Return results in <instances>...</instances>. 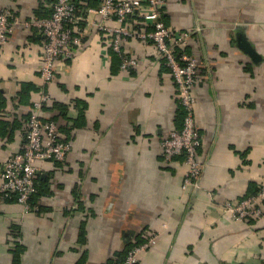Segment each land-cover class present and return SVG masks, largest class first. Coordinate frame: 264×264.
<instances>
[{
	"label": "crops",
	"instance_id": "1",
	"mask_svg": "<svg viewBox=\"0 0 264 264\" xmlns=\"http://www.w3.org/2000/svg\"><path fill=\"white\" fill-rule=\"evenodd\" d=\"M164 1V24L192 31L185 51L198 64V187L182 188L183 156L161 153L182 125L164 59L129 39L123 52L138 66L121 70L96 27L98 1L75 0L82 47L56 64L49 84L40 79L38 29L17 27L0 49V168L23 146L41 88L43 119L70 145L63 162L41 166L28 210L14 199L0 204V264H116L151 232L158 238L140 264H264V217L240 222L223 210L264 184V0ZM52 3L0 0V9L22 23L49 18Z\"/></svg>",
	"mask_w": 264,
	"mask_h": 264
},
{
	"label": "built area",
	"instance_id": "2",
	"mask_svg": "<svg viewBox=\"0 0 264 264\" xmlns=\"http://www.w3.org/2000/svg\"><path fill=\"white\" fill-rule=\"evenodd\" d=\"M97 1L98 6L94 10L98 17L96 27L110 36L112 51L121 59V70L138 66L137 59L124 55L123 45L129 39L152 44L170 70L184 117L181 128L171 130L161 141V153L166 161L183 156L186 172L182 188H197L204 164L197 155L201 136L194 118L196 97L193 89L197 83L198 64L185 51L192 31L173 30L164 24V0ZM135 20L142 22L144 28L135 29ZM79 22L75 0H53L49 18H33L22 23L9 10L0 9V49L17 27L38 29L42 37L39 74L44 87L52 81L56 64L72 60L82 47ZM41 89L28 114L23 146L7 157L0 168V204L15 198L17 204L28 210L29 199L36 192L35 178L41 166L46 162H63L70 150V145L59 138L57 124L43 119V108L49 97ZM223 210L235 221L261 219L264 217V184L254 195L226 202ZM157 238L158 233L151 232L142 243L132 246L125 258L116 264H140L139 256Z\"/></svg>",
	"mask_w": 264,
	"mask_h": 264
},
{
	"label": "water",
	"instance_id": "3",
	"mask_svg": "<svg viewBox=\"0 0 264 264\" xmlns=\"http://www.w3.org/2000/svg\"><path fill=\"white\" fill-rule=\"evenodd\" d=\"M240 47L243 50V52L245 54H247L248 56H250L252 59H256V53L254 52L252 46L250 44H248L243 37H241V41H240Z\"/></svg>",
	"mask_w": 264,
	"mask_h": 264
},
{
	"label": "trees",
	"instance_id": "4",
	"mask_svg": "<svg viewBox=\"0 0 264 264\" xmlns=\"http://www.w3.org/2000/svg\"><path fill=\"white\" fill-rule=\"evenodd\" d=\"M52 13V12H51ZM119 57V56H118ZM120 58V57H119ZM180 117H182V121H183V117H184V112H183V109L181 108L180 109ZM48 120H51V121H54L52 118L51 119H48ZM55 122V121H54ZM182 126V125H181ZM181 128V127H180ZM179 128V129H180ZM35 185H36V178H35ZM258 190H259V187L258 188H256V190L255 191H253L252 193H250L248 196H251V195H254V194H256L257 192H258ZM38 194V191H37V187H36V192L31 196V198L29 199V204H30V206H32V199H33V197L35 196V195H37ZM15 200V198H12V199H7L6 201H8V200ZM142 243V242H141ZM140 244V243H139Z\"/></svg>",
	"mask_w": 264,
	"mask_h": 264
}]
</instances>
